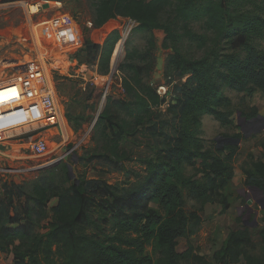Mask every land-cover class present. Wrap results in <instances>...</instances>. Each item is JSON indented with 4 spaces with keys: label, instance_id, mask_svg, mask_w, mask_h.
Returning a JSON list of instances; mask_svg holds the SVG:
<instances>
[{
    "label": "trees",
    "instance_id": "1",
    "mask_svg": "<svg viewBox=\"0 0 264 264\" xmlns=\"http://www.w3.org/2000/svg\"><path fill=\"white\" fill-rule=\"evenodd\" d=\"M19 1L34 0L2 2ZM93 16L97 29L122 17L137 24L132 31H162V47L170 51L167 74L187 77L192 87L166 104V98L143 81L151 62L145 69L139 67L133 62L137 51H131L125 59L129 62L118 67L121 74L126 72L121 86L127 99L106 98L94 128L102 154L94 151L91 158L108 155L127 161L120 146L123 138L148 125L153 150L141 161L142 172L92 188L83 181L70 183L66 168L59 173L58 166L43 170L31 182H0V254H12L13 264H264V225L257 242L245 226L230 231L210 258L190 244L184 252L176 251L179 238L197 233L199 213L207 203L219 204L222 213L230 208L225 192L233 178L230 159L237 145L207 149L201 117L208 115L223 128L234 127L233 105L222 88L247 95L264 90V0H100ZM118 35L113 31L104 47L84 44L99 75L109 74ZM183 42L202 56L188 57L181 50ZM154 48L151 38L147 52L136 57L151 61ZM164 105L165 114H156ZM256 115L254 110L251 117ZM243 175L252 181L251 188L264 194L263 162H252ZM51 199L58 202L48 210ZM187 199L199 207L187 212Z\"/></svg>",
    "mask_w": 264,
    "mask_h": 264
},
{
    "label": "rangeland",
    "instance_id": "2",
    "mask_svg": "<svg viewBox=\"0 0 264 264\" xmlns=\"http://www.w3.org/2000/svg\"><path fill=\"white\" fill-rule=\"evenodd\" d=\"M2 1L0 0V76L3 68L9 66H3L5 63L24 60L26 51L21 43H17V39L20 36H23L24 39L27 37L26 19L31 18L34 23H37L46 19H53L61 14H67L75 20L80 35L79 38L77 37L75 46L66 49L71 58V64L67 67L68 71L66 68L54 74L57 96L67 123L68 142L61 145L59 132L57 131V136H55L56 131L51 130L46 134L48 137V141H46L48 153L42 157H34L23 151L19 152L22 144L8 147L9 151L7 153L11 157L0 156V182L16 185L31 182L43 170L58 166L59 173L63 171V168H66L67 172L68 168L71 169L73 177L69 180L70 183L83 181L86 186L92 188L95 184L101 183L114 185L130 179L134 172H142L143 165L141 161L150 156L153 150V140L148 125L123 138L120 146L126 153L128 160L122 162L116 161L108 155L91 158L94 151L102 154V147L97 146L94 141V128L98 117L105 108L106 98L112 100L127 99L121 86V78L126 76L125 70L123 74L116 72L112 77H110V71L129 62L125 59L131 51H137L133 62L139 67L145 69L148 63L151 62V69L146 74L147 76L145 75L146 71L143 72V81L155 91L159 87H166V104L176 102L187 88L192 87V81L188 80L187 77L181 78L175 73L167 74L165 62L170 51L164 50L162 47L165 38L164 33L156 30L150 33L131 31L124 40H122L119 33V41L112 50L109 74L99 75V69L92 60V56L84 51V44L89 41L91 44L104 47L105 42L111 40L112 32L119 25L118 21H108L101 28H95L93 12L100 0H34L35 3L42 4L44 12L32 17H28V13L26 14L21 7H7ZM52 3H59L60 9H52L54 6ZM88 21L92 22L93 28H87L86 22ZM106 27L108 30L100 31L103 28L106 29ZM193 28L195 31L200 32L199 25H195ZM151 38L155 44L152 59L151 61L142 62L136 56L147 52ZM119 46L122 50L116 57L114 52ZM261 46L264 48V41L261 42ZM181 50L192 58H200L203 54L202 51L189 42H183ZM81 66H86L87 71L82 72ZM6 73L9 76L12 74L10 70ZM222 94L228 97L233 105L231 119L234 122V127L223 128L212 117L203 115L201 117V138L204 146L212 150L233 146L234 143H228L231 139L240 140L236 144L237 149L230 159L233 178L228 190L225 192L230 202V208L222 213V207L219 204L204 206L205 208L203 207L199 213L201 225L196 235L186 238L187 240L180 239L177 241L176 247L181 250L187 248L190 244L198 250L200 255L209 258L212 252L219 249L220 242L227 235V232L243 228L242 221L246 213L247 201H251L250 208L253 210L250 219H254V212H257L258 226L254 229L249 228L255 242L259 241L258 232L264 225V210H261L254 201V199H257L260 205L264 206V199L253 192L250 187L252 181L246 180L243 175L244 170L250 169L252 162L261 161L264 163V90L247 95L235 93L227 87H223ZM166 110L167 105H164L155 109V112L164 115ZM254 110L257 115L251 117ZM69 116L71 119H69ZM80 120H82L81 125L77 127ZM241 126L244 127V130H241ZM70 132L73 133L72 136H70ZM237 134L239 137H234ZM13 143L18 142L14 141ZM73 148V152L68 153ZM228 153L229 151L224 152L222 157L224 158ZM199 163L197 161V166H199ZM187 172L192 174L190 169ZM67 185L65 184V186ZM57 202V199H51L47 209L50 210L55 207ZM150 207L156 208L152 204ZM193 207H199V205L187 199L185 210L188 212ZM49 220L43 222L41 226H46ZM38 231L44 232L43 229ZM13 263L12 254H0V264Z\"/></svg>",
    "mask_w": 264,
    "mask_h": 264
},
{
    "label": "built area",
    "instance_id": "3",
    "mask_svg": "<svg viewBox=\"0 0 264 264\" xmlns=\"http://www.w3.org/2000/svg\"><path fill=\"white\" fill-rule=\"evenodd\" d=\"M32 2V3H29ZM52 9H60L59 3H52ZM7 7H21L29 16H38L44 12L42 4L34 1H19L5 3ZM109 21L117 22V30L124 40L131 33L136 23L129 18L117 17ZM88 29L93 28L92 22H86ZM104 26V25H103ZM27 37L20 36L26 53L20 62L9 61L0 76V90H13V95L0 102V156L11 157L8 147L22 144L19 152H25L34 157H42L48 153L47 133L51 130L59 132L61 145L68 142L67 123L60 106L54 84V74L66 69L71 64L69 52L75 46L80 32L75 20L61 14L53 19L33 22L26 19ZM23 41V43H22ZM118 67L110 71L112 77ZM82 72L86 66L80 67ZM11 71L9 76L7 71ZM68 71V68H67ZM156 93L167 99V88L159 87ZM73 133L70 132V136ZM14 141L18 143H13ZM15 144V145H14ZM74 148L68 151L73 152ZM56 160V159H55ZM54 160V161H55Z\"/></svg>",
    "mask_w": 264,
    "mask_h": 264
},
{
    "label": "water",
    "instance_id": "4",
    "mask_svg": "<svg viewBox=\"0 0 264 264\" xmlns=\"http://www.w3.org/2000/svg\"><path fill=\"white\" fill-rule=\"evenodd\" d=\"M240 114L238 113V116ZM231 143H234V145L238 144L240 142L239 139H231L230 141ZM229 143V142H228ZM233 145V144H232ZM68 176L70 179H72V173H71V169L68 168ZM78 182L76 181V184ZM253 192L259 196L262 197V199H264V194L258 190L257 188H252ZM254 201L258 204V206L260 207L261 210H264V206H261L260 205V202L259 200L257 199H254ZM250 205H251V201H247L246 202V206H245V209H246V213L245 215L243 216V221H242V224L243 226L247 227V228H250V229H254L258 226V223H257V212H254L255 213V217L254 219H252L250 221V218H251V214L253 213V210L250 208Z\"/></svg>",
    "mask_w": 264,
    "mask_h": 264
},
{
    "label": "bare ground",
    "instance_id": "5",
    "mask_svg": "<svg viewBox=\"0 0 264 264\" xmlns=\"http://www.w3.org/2000/svg\"><path fill=\"white\" fill-rule=\"evenodd\" d=\"M109 28H110V26H108ZM104 30H108L107 29V27H106V29L105 28H103L102 30H100V31H104ZM122 49L120 48V46L119 47H117L116 49H115V52H114V55L117 57V55L118 54H120L119 52L121 51ZM120 57V56H119ZM119 59V58H118ZM117 63V62H116ZM0 94H2V95H0V102H3V101H5V100H7V98H9L10 96H12L13 95V90H0Z\"/></svg>",
    "mask_w": 264,
    "mask_h": 264
},
{
    "label": "crops",
    "instance_id": "6",
    "mask_svg": "<svg viewBox=\"0 0 264 264\" xmlns=\"http://www.w3.org/2000/svg\"><path fill=\"white\" fill-rule=\"evenodd\" d=\"M0 95H2V94H0ZM217 205H218V204H217ZM206 206H215V204H214V205H211V203H210V204H206L205 207H206ZM219 206H220V205H219ZM205 207H204V208H205ZM220 207H221V206H220ZM228 233H229V232H227V235H228ZM195 235H196V234H195ZM195 235H193V236H195ZM227 235H226V236L224 237V239L220 242L219 249H220V247L222 246V243H223L224 240L226 239ZM193 236H191V237H193ZM180 239H185V238H179L177 241H179ZM185 240H187V239H185ZM186 249H187V248H182L181 250H179L178 248H176V251L179 252V253H182V252H184ZM219 249H217V250H219ZM217 250H215L214 252H212L211 257L213 256V254H214Z\"/></svg>",
    "mask_w": 264,
    "mask_h": 264
},
{
    "label": "flooded vegetation",
    "instance_id": "7",
    "mask_svg": "<svg viewBox=\"0 0 264 264\" xmlns=\"http://www.w3.org/2000/svg\"><path fill=\"white\" fill-rule=\"evenodd\" d=\"M241 130H244V127L243 126H241ZM229 143H231V142H229Z\"/></svg>",
    "mask_w": 264,
    "mask_h": 264
}]
</instances>
